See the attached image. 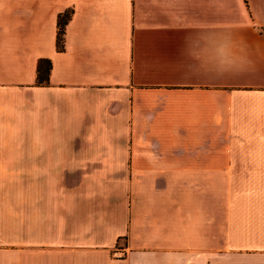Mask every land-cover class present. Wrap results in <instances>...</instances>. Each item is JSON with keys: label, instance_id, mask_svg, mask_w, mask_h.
<instances>
[{"label": "crops", "instance_id": "obj_1", "mask_svg": "<svg viewBox=\"0 0 264 264\" xmlns=\"http://www.w3.org/2000/svg\"><path fill=\"white\" fill-rule=\"evenodd\" d=\"M0 264H264V0H0Z\"/></svg>", "mask_w": 264, "mask_h": 264}, {"label": "trees", "instance_id": "obj_2", "mask_svg": "<svg viewBox=\"0 0 264 264\" xmlns=\"http://www.w3.org/2000/svg\"><path fill=\"white\" fill-rule=\"evenodd\" d=\"M70 17V11H64L57 15L56 19V49H62V34L64 25ZM49 61L45 59H39L36 64V80L37 82H45L47 79V73L49 71Z\"/></svg>", "mask_w": 264, "mask_h": 264}]
</instances>
